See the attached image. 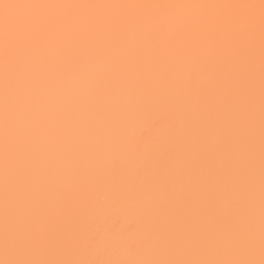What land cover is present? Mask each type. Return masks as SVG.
I'll list each match as a JSON object with an SVG mask.
<instances>
[{"label": "snow or ice", "instance_id": "obj_1", "mask_svg": "<svg viewBox=\"0 0 264 264\" xmlns=\"http://www.w3.org/2000/svg\"><path fill=\"white\" fill-rule=\"evenodd\" d=\"M0 264H264V0H0Z\"/></svg>", "mask_w": 264, "mask_h": 264}]
</instances>
